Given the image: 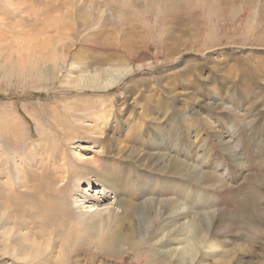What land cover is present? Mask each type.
<instances>
[{
  "label": "rangeland",
  "instance_id": "1",
  "mask_svg": "<svg viewBox=\"0 0 264 264\" xmlns=\"http://www.w3.org/2000/svg\"><path fill=\"white\" fill-rule=\"evenodd\" d=\"M107 66L133 71L107 89L77 82ZM81 198L90 218L137 204V220L148 199L166 226L144 239L147 261L85 248L72 264H179L181 198L225 210L218 247L190 264H264V0H0V212L22 222H0V264L38 256L23 240L41 202L78 218ZM248 212L259 228L243 229Z\"/></svg>",
  "mask_w": 264,
  "mask_h": 264
},
{
  "label": "bare ground",
  "instance_id": "2",
  "mask_svg": "<svg viewBox=\"0 0 264 264\" xmlns=\"http://www.w3.org/2000/svg\"><path fill=\"white\" fill-rule=\"evenodd\" d=\"M132 67L133 66H131V67L129 66V68L123 70V69H118V68H114L111 66H109V67L107 66V67H103V68H101V67L96 68L95 71L92 73H82L81 72L78 75L79 76L78 78H80V79L77 82H80L82 84L81 87H91V88H97L98 87V88H106L107 89V88L112 87L113 85L119 83L123 78H125L128 75V73L132 72L133 71ZM83 83H85V84H83ZM192 168H194V167H192ZM190 169H191V167H190ZM191 175H193V174H191ZM70 181H71V179H70ZM245 182L246 181H244V184H245ZM81 184L82 183H80V181H79V184H76L75 187L77 190L83 188V186ZM88 185L91 186L92 185L91 182H88ZM63 186L65 187V184H63ZM112 187H113V185H112ZM115 188H116V186H115ZM97 189L95 190V191H97V193H101L102 195H104V197H106V192H104V187L102 185L99 186V188H97ZM190 189L191 188L186 187L185 193L183 192L184 198L186 197L187 192L190 193ZM57 191L60 192L59 189ZM82 192L84 194H86L84 196L85 197L84 200L89 199V198L93 199V200L96 199L97 194H95L94 197H88L89 195L91 196V192L89 191L88 188L85 189V187H84V189H82ZM115 197H116V195H115ZM42 198H43V196H42ZM48 199L51 200L50 198H48ZM56 199L57 198H55V200ZM62 200L64 201L65 199H62ZM82 200H83V198L75 201L77 208L78 209L80 208L81 209L80 212L82 213V214H80V212H79V214L76 215L78 218H73L74 214H73V217L70 214H68V211L64 210L65 209L64 204L60 206L61 198H60V201H57L54 204L52 202H48V204H43L41 202V200L39 201L41 203H40V207L37 211V214L35 215L34 219L31 220V222H29L30 223V229L34 228V232L32 233L29 230L27 233H25L26 234L25 235L26 240H23L24 242L25 241H28L29 243L32 242L33 245L35 244L37 246L38 256H35V257L29 256L28 258L30 259V261H26L25 264H72L73 263L71 260L72 257L75 258V256H78L80 250H83L85 248H87V250L96 249L97 251L99 250L101 253H104V254H110V255L113 254V256H117V255L122 256L125 253H127L128 251H132V252H134L133 255L136 258L143 259V261L148 260L146 258V256L144 255V253L146 252L148 254L150 251H153L154 248H152L150 246L149 247L145 246L144 239L149 237L150 230L152 228H155V230H156L154 233H153V231H151L153 233V237H152V239H153L160 233V230H162V228H164L166 226L165 221L159 215L156 217L155 220H152L149 217L148 212L150 209V204L152 203L151 200L146 199V200L142 201V203L140 202L141 204L139 203L140 204L139 210H140L141 218H142L141 220H137L135 218V216H133L134 213L137 214V210H138L137 204H134V205L128 207L129 209L128 208L125 209L121 215L114 213V211L110 210V207L107 206V207H105V210H103V212L101 214H97V217L90 218L91 215L88 213L92 212V210H90L89 208H92V206L94 207L97 204L94 203L93 205L89 206V208H87L84 205L85 202L81 203L82 205H79ZM118 201H121V200H118ZM178 201H181L182 205H180L179 207H176V209H177L176 211H178L177 212L178 214L174 215V217L176 219H179L177 217L184 214V215H182V217H180V220L185 219V221L179 227L174 228L175 230L177 229L174 234L175 235H177L179 233L180 234L174 237V242L176 241L177 247L175 250L176 252L173 254L174 255L173 259H175L177 262H179V264H190L197 259V257L194 256V254L198 255V253H200L202 250L205 251L209 248L213 249V248L218 247V245L215 242L211 241V235H212L211 226H214V224H215V221L213 220L215 215L216 214L218 215V212L221 213L225 210L218 207L217 212H214V211L211 212L210 210H208L207 212H201V211H197L196 208L198 209V207L191 204L190 201H188V200L186 201L185 199L181 198ZM34 205H35V202H34ZM2 207L6 208V205L2 206ZM7 207H9V205ZM55 207H57V208L59 207L58 210L59 209L64 210L62 213H60L61 219L57 224H54L53 223L54 221L49 218V216H51V213L54 212V210H56ZM2 209H4V208H2ZM2 209L0 211H2ZM10 209L11 208H9V210ZM18 209H19V207H18ZM5 211H7V210L5 209ZM13 213L7 212V214H6L3 212H0V222L2 223L3 226H4V224H6V222L10 221L13 224L14 222H16V220H18V216L16 214H13ZM74 213H76V212H74ZM92 215H94V214H92ZM95 216H96V214H95ZM134 219L137 220V223L139 224V226H137L136 222H134ZM245 219H246L245 217H241V220H240L242 225H243V229L245 231H246V227H248L250 229V231H252L253 228H259L260 227L259 222H258L259 220L250 212H248V218L246 220ZM18 221L20 224L22 223L20 217H19ZM23 224H24V222H23ZM128 224H131L133 226H131L130 230L125 233L124 227H127ZM143 225L145 228L143 230H141L143 228ZM14 227L15 226H11L9 228L6 227L7 229L5 230V235L3 236V239L5 242L4 244L9 243V247L7 248L5 253H7V255L8 254L13 255L16 257V259L19 260L20 259L19 254H21V252H23V251H21V248L17 249L18 247L16 248V245H15V247L14 246L10 247L12 240H13L12 233L14 231L13 230ZM129 227L130 226H128V228ZM3 229H5V228H3ZM25 230L27 231L26 228H25ZM221 232H222V230H221ZM121 235H123L122 236L123 241H121L122 239L119 240V237ZM160 243H162V240L160 241V239L158 238V240H156L152 244L157 245ZM180 244L182 245L181 247H179ZM19 245H20V243H19ZM24 245H22V246H24ZM32 248H33V246H32ZM111 248L114 249L115 253L111 252V250H110ZM1 249L2 248H0V250ZM178 250H179V252H178ZM36 253H37V251H36ZM202 253H201V256L205 255V254L202 255ZM67 255L70 256V258L67 262H65L64 257H66ZM186 255L189 257V259L186 257ZM198 257H200V256H198ZM115 258H118V256Z\"/></svg>",
  "mask_w": 264,
  "mask_h": 264
}]
</instances>
